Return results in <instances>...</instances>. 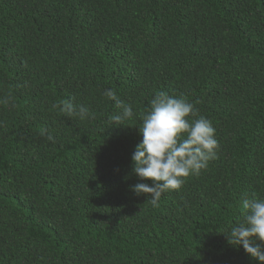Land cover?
<instances>
[{"label":"trees","instance_id":"trees-1","mask_svg":"<svg viewBox=\"0 0 264 264\" xmlns=\"http://www.w3.org/2000/svg\"><path fill=\"white\" fill-rule=\"evenodd\" d=\"M108 88L133 107L126 125ZM158 91L194 103L219 147L152 206L131 155ZM253 194L264 0H0V264H261L224 233Z\"/></svg>","mask_w":264,"mask_h":264},{"label":"clouds","instance_id":"clouds-1","mask_svg":"<svg viewBox=\"0 0 264 264\" xmlns=\"http://www.w3.org/2000/svg\"><path fill=\"white\" fill-rule=\"evenodd\" d=\"M102 95L121 109L109 117L110 123L121 126L133 119L132 105L120 101L114 89H105ZM3 102L8 103L7 98ZM53 107L81 120L94 116L88 107H77L70 101L57 102ZM189 117L198 118L190 120ZM138 131L142 139L134 148L131 162L132 172L141 182L130 187L138 196L145 194L152 206H158L163 193L179 190L187 177L206 169L219 147L211 121L199 115L194 103L164 91L154 94L150 109L142 114ZM242 208L243 220L228 232H221L227 234L228 243L242 245L251 258L264 264V245L255 243L256 240L264 242V198L253 194L251 199L242 201Z\"/></svg>","mask_w":264,"mask_h":264}]
</instances>
